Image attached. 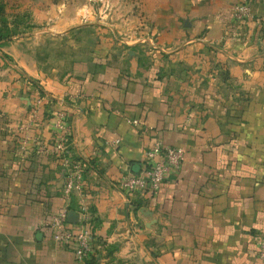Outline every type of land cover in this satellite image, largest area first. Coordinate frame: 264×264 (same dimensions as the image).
<instances>
[{"label":"crops","instance_id":"1","mask_svg":"<svg viewBox=\"0 0 264 264\" xmlns=\"http://www.w3.org/2000/svg\"><path fill=\"white\" fill-rule=\"evenodd\" d=\"M107 1H30L0 43V264H80L47 226L64 205L96 264H264V0ZM58 112L82 169L67 201ZM156 142L183 161L125 191Z\"/></svg>","mask_w":264,"mask_h":264},{"label":"built area","instance_id":"2","mask_svg":"<svg viewBox=\"0 0 264 264\" xmlns=\"http://www.w3.org/2000/svg\"><path fill=\"white\" fill-rule=\"evenodd\" d=\"M231 17L236 23H242L245 20L253 18L254 11L246 2H238L231 7ZM137 123V120H133ZM55 126L59 131L54 144V149L61 152L64 165L66 166V175L62 189L63 198L69 200L72 192L79 189L80 178L82 174L81 164L74 159L69 149L68 128L65 122L63 112L56 114ZM146 157L151 163L144 166L138 173L123 176L118 180V184L127 192L136 190L143 191L151 196L157 193L161 183L166 178L170 170L177 168L184 159V152L177 147L164 146L156 142L146 151ZM79 212L84 220L87 221V208L81 206ZM68 208L62 206L52 216L47 223L51 230V235L56 243L64 246H71L75 260L82 262L91 252V232L86 223L78 231H73L67 226ZM257 257L264 263V237L256 235Z\"/></svg>","mask_w":264,"mask_h":264},{"label":"rangeland","instance_id":"3","mask_svg":"<svg viewBox=\"0 0 264 264\" xmlns=\"http://www.w3.org/2000/svg\"><path fill=\"white\" fill-rule=\"evenodd\" d=\"M0 1L4 4L6 26L10 30L12 37L14 35L24 32L30 26L28 9H25L23 12L16 11V9L22 5H27V4L29 5L30 1H34V0H0ZM86 3H87L86 4L87 7L88 6L96 7L98 5L100 9H102L103 11H108L110 7L109 2L107 0H87ZM46 5H50V3H46ZM97 12H99V10Z\"/></svg>","mask_w":264,"mask_h":264},{"label":"trees","instance_id":"4","mask_svg":"<svg viewBox=\"0 0 264 264\" xmlns=\"http://www.w3.org/2000/svg\"><path fill=\"white\" fill-rule=\"evenodd\" d=\"M11 37H12V34L6 26L4 4L0 1V43L9 40ZM81 263L82 264H96L97 263L96 256L90 252V254L82 262H80V264Z\"/></svg>","mask_w":264,"mask_h":264}]
</instances>
